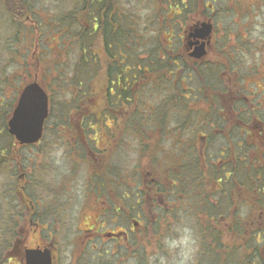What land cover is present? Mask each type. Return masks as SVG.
<instances>
[{"label":"trees","instance_id":"trees-1","mask_svg":"<svg viewBox=\"0 0 264 264\" xmlns=\"http://www.w3.org/2000/svg\"><path fill=\"white\" fill-rule=\"evenodd\" d=\"M66 1L71 7L65 6ZM40 2L42 0H0V9L5 14L9 27L15 29L16 38L20 35L21 27L24 29L27 25L32 26L33 31L28 28L25 31L35 34L37 43L31 44L33 50L37 47L45 48L44 57H39L36 51L30 55L37 60V64L51 58V47H56L55 53H63L65 56L62 63L55 64V68L58 67L57 73L64 70L66 74L63 73L64 77L58 76L46 86L51 100L46 128L52 122L53 129H69L70 113L72 109L81 111V105L90 107L89 113L83 115V127H90L91 123H94L101 128L104 118H112L116 129L121 128L128 130L131 135L135 134L134 137L141 143L142 150L155 154V157L152 155L154 165L156 164L153 171L155 176L153 181L146 184L144 191H138L137 213H142L143 198L147 199L150 192L151 196L164 201L165 208H154L155 213L160 214L162 218L167 214L177 220L179 214L189 211L196 218L207 214L209 221L214 222L217 228L212 231L209 224L202 226L197 220L202 242L198 263L264 264V255L261 252L264 247V219L259 214L264 202V169L245 168L237 163L227 168H204L193 153L187 155L181 164L177 142L169 155L164 154V160L158 159L157 155L162 156L158 151L161 148L159 142H146V145L143 142L148 138L146 132L149 133L150 130H177L179 120L173 116H176V113L178 116L182 106L180 95L176 93L165 96L166 92H159V96L155 98L157 104L153 117L143 114L138 102L136 114L128 115L127 118L119 116L122 107L127 110L133 105V97L140 98V92L147 86H163V80L174 75L172 68L177 67L178 54L172 53L175 57H171L165 50H160L151 33L158 31L157 33L165 32L166 36L170 35L172 32L167 27L168 24L172 28L179 24L177 19L180 16L193 13L197 9L195 0H146L151 2L154 8H160L164 18L162 23H157V28H153L154 31L150 26L149 30L144 26L140 29L137 17L133 20L132 14L126 8L129 3L125 4L122 0H57L64 6L59 7L61 11H50L45 21H42V18L39 20L37 16ZM52 38L54 42L49 46L47 41ZM43 41L45 45L40 46ZM35 43H39V46L36 47ZM140 56L142 60L139 59ZM182 65L189 73H193L190 70L193 67L189 68L187 62L184 61ZM98 96L105 104V111H99ZM3 103L4 100L1 107H4ZM5 109L7 111V108ZM10 111L11 108L1 116L0 171L9 170L13 178H18L25 172L28 182L25 186L22 182L20 185L14 182L11 188L1 191L0 195L6 192L14 194L21 185L24 186L23 192L32 194L29 187L39 188V183L36 181L33 185L27 169L16 163L18 150L14 148L16 144L8 135L6 127ZM194 118L195 115H191L187 106L184 117L186 129H193ZM105 174H93L92 180L103 192L108 185L114 187L117 183L109 177L110 174ZM126 180L124 175L121 185L125 186ZM89 181L91 182L90 175ZM126 191L125 188L123 192ZM13 202V198L0 197V259L16 233L15 226L10 225V220L18 209ZM157 222L156 219L153 223ZM172 227L173 224H168L153 229L155 249L160 247L158 236H161V232L162 235L166 232L171 235ZM249 249L251 252L247 253ZM139 258L141 262V255Z\"/></svg>","mask_w":264,"mask_h":264},{"label":"rangeland","instance_id":"rangeland-1","mask_svg":"<svg viewBox=\"0 0 264 264\" xmlns=\"http://www.w3.org/2000/svg\"><path fill=\"white\" fill-rule=\"evenodd\" d=\"M118 2L120 0H117ZM125 1V4H128L127 10L130 11L132 14V19L134 20L137 17L140 29L144 26L148 30L150 28H157V23L164 20L163 16L161 15L160 8H154L153 4L146 2V0H122ZM200 4L197 6L199 11L205 13L207 17H210V10L209 7L212 5L215 10V14L212 15L214 23L219 25L220 32H217L216 37H220V41L213 45L210 48L209 58L207 61L208 65L214 67L212 63L216 62V64L223 65L226 64L222 57L226 49L233 48V50L239 51L240 45L246 44L251 49L256 45L257 47L260 46V43L264 37V0H196ZM65 6H70L68 1ZM64 6L63 3H58L57 0H42V2L38 3L37 9V16L38 19L45 21L47 19V15H50L51 12H56L57 9L60 10V6ZM208 6V7H207ZM71 7V6H70ZM207 7V8H206ZM164 13V12H163ZM187 25L191 27V25L195 24L197 21H200L199 16L194 15V13H190L187 15ZM179 22V19H177ZM44 24V23H43ZM150 26V28H149ZM170 28V35H165V32H153L151 33L154 36V43L160 46V50H165L168 54L173 56V52L175 54L179 52V55L183 54V48L181 42L179 40L180 35V26H172L168 24L167 26ZM20 28V35L15 37V29L10 28L7 23V18L3 13L2 9H0V126L2 122V114H6L10 108L12 110L13 106L15 105V95L19 88L23 87L24 83L30 82L37 77L38 82L48 85L52 80L57 79L58 76H63L66 74L64 70L61 73H57L58 67L55 64L62 63L65 60V56L63 53L57 54L55 53L56 47H51L52 56L49 60L44 59L43 62L37 64V60L33 59L30 56L33 53V45L36 40L34 39L35 34L31 31L26 32V28L28 30H32L33 28L31 25H27L26 28ZM245 30H248L245 32ZM154 31V29L152 30ZM222 33V34H221ZM148 37H150L148 35ZM237 38H240L239 41ZM237 39V40H236ZM54 38L48 39L47 44L50 46L53 44ZM45 45V41L40 43L41 45ZM39 45V44H38ZM239 48H237V47ZM243 46V45H242ZM44 49L42 48L37 50V55L40 57L45 56ZM242 50V49H241ZM237 53V52H236ZM140 55V54H139ZM135 57V56H134ZM136 59V58H135ZM138 59V58H137ZM139 59L142 60L141 56ZM238 57L236 60L238 61ZM47 60V61H46ZM187 61V60H186ZM209 62L211 64H209ZM240 65H246L245 57L241 58L239 61ZM197 64V63H196ZM188 67H194L195 63L191 61H187ZM60 68V67H59ZM193 68V69H194ZM189 73L187 70H184L182 67H175L172 68L173 74L171 77H166L163 80V86L157 87H150L143 89L140 92L141 96L138 99H135V103L141 105V107H148L149 104L155 105V99L152 97H158L159 92L167 93L165 96H172L174 93L179 94L182 92V87L184 88L183 97L185 99H189V96L194 98L196 96L194 89L197 88V84L199 85L200 82L202 83L203 78H198L197 72ZM219 71L220 69L217 68ZM203 70V69H202ZM224 70V69H223ZM64 73V74H63ZM205 73V72H204ZM203 73V75H204ZM190 76V79L187 76ZM212 77L211 80L220 81L221 74L220 72L211 73ZM55 81V80H54ZM98 81L100 79L98 78ZM182 82H185L182 85ZM144 84V83H143ZM182 89V90H181ZM181 90V91H180ZM176 91V92H175ZM163 94V93H162ZM209 91L208 87L204 86V80L202 83V94L200 96H208ZM100 97V96H98ZM59 99V98H58ZM149 101H148V100ZM4 100V107H1V102ZM138 100V101H137ZM185 103V102H184ZM192 102H186L184 105L185 108L193 109ZM103 103H99L100 109L102 108ZM96 107L95 105L93 106ZM7 108V111L6 109ZM85 108H90L88 105L84 106ZM5 109V110H4ZM6 111V112H5ZM96 111V110H95ZM95 111H90L95 112ZM100 111V110H99ZM122 111V110H120ZM144 112V111H143ZM11 114V111L9 115ZM71 124L69 128H73V124L76 121L79 122L77 115L74 109H72L70 113ZM7 116V119L9 117ZM82 117V116H81ZM127 117V116H126ZM177 118L176 116H173ZM52 122L48 125L46 129L44 138L40 146H38L39 150L34 149H19L15 159L17 160V164H21L25 167L26 172L29 173L32 177V181H37L41 185L44 193H48L49 189H52L53 193H61L64 194L66 192L71 191L73 194L81 193V187L85 184L84 178L89 174V172H96V168L92 167V160L88 158L86 160L87 164L79 163V167H76L74 161H77L76 158H73L72 151L68 148L67 145L70 142H65L64 140H69V138H64L62 136L55 137L52 130L53 127L51 126ZM107 126H110V122H106ZM111 131L108 132V135L111 138H105L106 136H99L98 138L103 139L102 144L106 146H102L101 143L98 144L97 148L99 150L111 149L109 152L105 151L106 158L104 160L111 161L110 168L111 173L114 176L118 177L115 179V182L118 184L116 185V189H112L111 191L115 190L117 192H122L125 188L126 190L134 193L135 190H142V183L144 181H150L154 178V169L156 168V164L154 165V161L152 159L151 152L145 153L140 146L141 143L135 141L132 137L128 135V131H123L120 128H115V126L111 127ZM93 137V136H92ZM110 140H114L115 143H109ZM141 141V140H140ZM144 143V142H143ZM140 146V147H139ZM141 148V149H140ZM72 149V146H71ZM95 151V150H94ZM146 151V150H145ZM97 165H100L101 160V153L100 152H93ZM112 157H114L112 159ZM106 161L104 162L105 165ZM86 165V166H85ZM78 166V165H77ZM41 173V174H40ZM124 175L126 183L129 184L128 186L121 185L122 180L124 179ZM133 175L136 178L137 182H130V177ZM132 178V177H131ZM39 179L40 181H38ZM15 182V178L11 177L9 170L0 171V192L6 191L10 186ZM80 187V190L77 189ZM88 189H92L89 185L86 186ZM40 188V187H39ZM109 191V188L106 189V195L104 196L105 199H100V202L107 200L108 195L109 198H112V193L116 194L115 192ZM50 192V191H49ZM80 196H73L74 200H67V198L61 196L60 200L61 203L66 204V208H70L68 212L65 211L64 217L62 219L65 222V229L69 233L62 232L59 237H64V241L59 240V253L58 255V262L57 264H88L87 258L84 256H80L82 251L81 240L79 239L78 232L80 229H83L82 226L90 222L92 215L95 213L97 208L95 207L96 204H99L95 201L94 197L91 196L85 199L82 195ZM55 205L60 206V203L55 201ZM109 204V203H108ZM82 207L81 210H79ZM263 206V203H262ZM99 208L103 207V205H99ZM65 208V209H66ZM145 208V206H144ZM160 215V214H159ZM157 216V223H153L152 226L145 230L141 229V232L137 233L136 236L131 238L130 244L134 243L135 251L132 253H128L125 249H122L123 255H128V258H122L118 264H161V258L165 261V264H179L181 259V249H170L168 246V242L172 240L179 239L181 236L185 234V229L188 230V234L191 236V239L194 241V252L191 254V258L188 261V264H200L199 255L201 252L202 242L199 235V225L198 221L202 226H206L207 224L210 225L212 231L216 230L217 226L214 222H210L208 219V215L205 214L201 218L194 217L193 213L189 211L188 213L179 214L178 219H173L170 215H165L163 218L162 216ZM127 216V215H126ZM198 220V221H197ZM168 224H173L172 227V234L167 235L161 232V236H158V249H155L153 246L155 242V236L153 233V229L158 226H167ZM107 228L110 226L106 223ZM222 226V225H221ZM219 228V227H218ZM205 229V228H204ZM202 228V230H204ZM214 229V230H213ZM65 234V235H63ZM74 235V237H72ZM143 251V253H141ZM127 254H126V253ZM156 252V253H155ZM250 253L249 251H246ZM262 255H264V247L261 250ZM155 253V254H154ZM154 254V255H153ZM140 255L143 259L140 262ZM91 261H89L90 264ZM7 264H16L15 261H10ZM203 264V262L201 263Z\"/></svg>","mask_w":264,"mask_h":264},{"label":"flooded vegetation","instance_id":"flooded-vegetation-1","mask_svg":"<svg viewBox=\"0 0 264 264\" xmlns=\"http://www.w3.org/2000/svg\"><path fill=\"white\" fill-rule=\"evenodd\" d=\"M194 4L198 6L200 3L196 2ZM209 10L210 17H207L204 12L196 10L194 15L199 16L200 21H197L195 25H191V27L186 23L182 24L181 27V44L184 55L179 57L178 66H181L184 61L194 62L195 60L192 61L190 54L201 45L200 41L196 42L194 39L188 42L187 37L192 31L191 29L195 30L200 27V23H211L213 28L210 41L206 44L205 56L201 60L195 61V68L193 67L194 72L198 73L197 77L200 78L201 75L204 86L208 87L209 91L208 96H200L203 80L202 83L197 84L196 96L192 99L194 107L191 110V115H195L194 127L191 130L185 128L184 101H188L190 98L185 99L182 97L180 98L182 110L178 114L179 123L175 131L177 133L176 138H169L167 130L161 131L159 129L150 130L149 132L159 131L162 134L161 137L154 134H151L150 137L153 142H160V145L162 142H177L181 164L184 163L187 155L193 153L204 168H227L233 166V163H237L245 168L264 169V37L260 46L255 45L252 49L247 46V43L242 44L243 46L240 45V49L236 46L239 49V51H236L237 53L233 48L226 49L223 51V56H219V58L224 59L226 64L219 66L216 62H211L214 65V67H211L207 64L208 55L210 48L220 41L221 36H216L221 29L219 30V25L214 23L215 21L212 18V15L215 14L212 5H210ZM237 39L241 40L240 38ZM237 57L239 58L238 61L236 60ZM240 57H245L246 65H240ZM211 63L209 62V64ZM214 72H220V81L211 80V83L207 84L212 77L211 73ZM101 109L105 111V105ZM122 109L126 111L124 107ZM128 109L132 110L135 107L131 105ZM124 115V112L119 114L121 117ZM109 131L111 129L52 130L55 137L62 136L63 140L69 138V140L64 141L70 142L67 146L73 152V158L77 159V161H74L76 167L79 168V158L86 160L90 158L93 161L92 167L96 168L95 173L89 172L91 177L89 184L92 189H88L85 183L81 187L82 194L80 193L85 199L93 196L95 201L99 203L95 206L97 210L92 215L90 222L85 223L82 226L83 229L78 232L81 246H83L80 256H85L88 264L89 261L92 264H114L116 260L120 261L121 255H123L122 249H125L128 253L135 251V245L134 243L130 244V240L138 232H141L144 219L148 217L147 220L150 223L154 222L156 217L152 215L154 213L153 207L165 208L164 201L156 202V204L152 203L153 200L158 199L151 196L150 192L147 195L149 209L147 211L142 210V213H137L136 210L138 204L136 193H124L123 195L112 193V198H109L108 195L106 201L100 202V199H104L103 192L95 182L92 183V180L94 179L93 174H104L103 168L109 170L112 160H104L106 158L104 152H109L111 149L105 150L103 147V150H99L97 148L98 144L103 142L104 139L98 137L104 136ZM89 133H94L95 136L93 138L90 136L88 138L79 137ZM132 135L136 141L135 134ZM105 138L109 139L111 137ZM87 142L93 144H87ZM109 143H115V141L110 140ZM102 146L106 145L102 144ZM90 148L101 153L100 158L102 161L99 166L95 157H91L94 156V153L90 151ZM164 151L161 148V152ZM87 179L88 174L84 180ZM144 183L146 184L147 181H144ZM77 189L80 190V187ZM49 191L48 193L35 192L27 194L17 192L14 194L2 193L0 195L3 199L13 198L14 202L12 204L18 208L14 212L15 216L10 220V225L16 228L15 237L1 257L0 264H7L12 260L16 264H26L25 254L27 251H43L45 249L50 251L52 264H57L59 260L58 247L61 244L59 240H65L64 237H59V235L62 232L69 233L64 228L66 224L62 217H64L65 211L71 210L66 208L65 203H61L60 197L63 196L71 201L74 200L73 196H80V194H73L71 191L64 194L53 193L52 189H49ZM55 201L59 202L60 206L55 205ZM99 205H103V207L99 208ZM122 216L125 218H122ZM106 223L110 228H107ZM124 256L123 259L128 258V255L124 254Z\"/></svg>","mask_w":264,"mask_h":264},{"label":"water","instance_id":"water-1","mask_svg":"<svg viewBox=\"0 0 264 264\" xmlns=\"http://www.w3.org/2000/svg\"><path fill=\"white\" fill-rule=\"evenodd\" d=\"M212 27L202 24L196 28L190 39L202 41L190 56L200 59L205 55V41L209 43ZM197 44V43H196ZM48 97L41 87L34 81L21 92L16 107L7 123L8 133L19 145H35L42 137L43 125L48 118ZM26 264H52L50 251L47 249L27 251Z\"/></svg>","mask_w":264,"mask_h":264},{"label":"clouds","instance_id":"clouds-1","mask_svg":"<svg viewBox=\"0 0 264 264\" xmlns=\"http://www.w3.org/2000/svg\"><path fill=\"white\" fill-rule=\"evenodd\" d=\"M185 234L181 236L179 239L172 240L168 242V246L170 249L180 248L181 251V259L179 264H188V261L191 258V254L194 252V241L191 239V236L188 234V230L185 229ZM161 264H165L163 258H161Z\"/></svg>","mask_w":264,"mask_h":264}]
</instances>
